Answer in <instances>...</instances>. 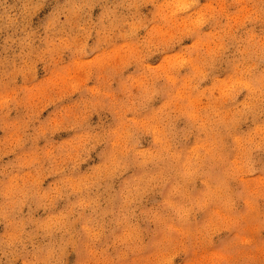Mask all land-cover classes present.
Instances as JSON below:
<instances>
[{"label":"clouds","instance_id":"obj_1","mask_svg":"<svg viewBox=\"0 0 264 264\" xmlns=\"http://www.w3.org/2000/svg\"><path fill=\"white\" fill-rule=\"evenodd\" d=\"M0 264H264V0H0Z\"/></svg>","mask_w":264,"mask_h":264}]
</instances>
